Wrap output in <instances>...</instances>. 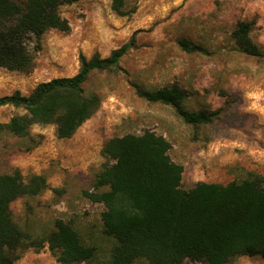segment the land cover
Wrapping results in <instances>:
<instances>
[{
    "label": "rangeland",
    "instance_id": "rangeland-1",
    "mask_svg": "<svg viewBox=\"0 0 264 264\" xmlns=\"http://www.w3.org/2000/svg\"><path fill=\"white\" fill-rule=\"evenodd\" d=\"M125 7L127 15L116 14L111 0L63 5L59 13L70 29L42 34L30 72L0 67V96L15 90L28 94L40 82L76 74L80 55L107 57L135 39L117 68L90 73L84 93L98 95L100 104L71 138H58L55 124H33L28 137L0 132V175L18 170L24 180L41 174L47 182L40 194L10 205L13 221L29 235L14 264H65L46 241L57 219L95 247L87 261L69 264H111L116 240L103 232L104 205L84 194L95 190L97 174L113 162L102 151L111 137L146 130L163 135L171 159L183 166L185 190L200 181L227 184L250 174L264 179V0H125ZM240 21L250 24L259 56L236 44L232 32ZM182 39L196 48L186 51ZM173 83L186 93V110L218 111L217 116L193 126L172 106L138 94ZM21 113L2 106L0 123ZM181 264L206 263L186 259ZM226 264H264V258L236 255Z\"/></svg>",
    "mask_w": 264,
    "mask_h": 264
},
{
    "label": "trees",
    "instance_id": "trees-1",
    "mask_svg": "<svg viewBox=\"0 0 264 264\" xmlns=\"http://www.w3.org/2000/svg\"><path fill=\"white\" fill-rule=\"evenodd\" d=\"M78 0H0V67L30 72L42 34L52 28L67 32L69 22L59 13L63 5ZM111 9L127 15L125 0H111ZM250 24L240 21L232 34L240 48L251 56L261 54L249 35ZM34 44L30 47V44ZM130 40L107 57L80 55V68L68 77L38 83L28 94L15 90L0 96V107L23 110L0 132L28 137L33 124H55L58 138H71L98 109V95L87 96L83 85L93 71L117 68L134 46ZM192 51L186 39L180 41ZM146 100L173 107L184 122L193 126L210 123L218 111H189L183 106L185 91L177 84L155 90H138ZM171 144L160 134L146 130L105 141L103 154L113 162L97 174L94 191H84L93 202L104 205L103 232L116 244L111 264H181L184 260L226 264L233 256L264 258V179L250 174L227 184L197 182L181 187L183 166L169 155ZM47 188L44 175L24 180L20 171L0 175V264H14L26 248L29 235L13 221L11 203L24 195H38ZM100 188L105 190L98 191ZM46 241L59 251V260L69 264L90 259L95 247L83 244L76 230L62 219Z\"/></svg>",
    "mask_w": 264,
    "mask_h": 264
}]
</instances>
